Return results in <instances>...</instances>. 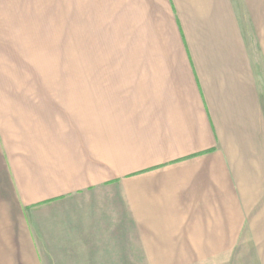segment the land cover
<instances>
[{
	"label": "crops",
	"instance_id": "1",
	"mask_svg": "<svg viewBox=\"0 0 264 264\" xmlns=\"http://www.w3.org/2000/svg\"><path fill=\"white\" fill-rule=\"evenodd\" d=\"M178 3L56 0L109 9L105 40L136 62L3 82L0 264H203L245 230L264 250V46L257 64L233 0ZM245 4L261 40L264 0ZM32 8L0 2V52L47 39Z\"/></svg>",
	"mask_w": 264,
	"mask_h": 264
},
{
	"label": "rangeland",
	"instance_id": "2",
	"mask_svg": "<svg viewBox=\"0 0 264 264\" xmlns=\"http://www.w3.org/2000/svg\"><path fill=\"white\" fill-rule=\"evenodd\" d=\"M6 0H0V2ZM17 0V4H18ZM23 0H21L22 2ZM33 6L30 11L32 16L48 17L47 39H35L32 41L31 54H24L23 48L2 50L0 53V87L4 86L5 81H33L38 82L44 75L50 80L55 71V66H63V70H70L72 67L80 66L82 70L88 65L100 64H134L135 57L129 55L120 56L119 49L122 48V42L105 40L110 35L103 31L105 17H108L109 9H60L55 8L56 0H31ZM190 0H178L180 10L186 7ZM237 1V2H236ZM40 2L42 7L40 8ZM236 7L240 6V15L245 22V28L249 34V46L251 52L255 51L257 64L260 60L259 45L264 46V35L261 32V40L258 38L253 41L252 26L249 23V15L246 9V0H233ZM44 5H47L44 7ZM17 15L24 10L17 5ZM190 5L185 9L188 14L190 25V42L197 50L205 47L204 41L200 36V29L207 27L200 26L199 20L195 21L189 18ZM63 17L61 21L60 18ZM61 21V22H60ZM258 27V26H257ZM262 31V26H259ZM124 48H132L130 45H124ZM115 49V50H114ZM111 50H113L111 52ZM111 52V53H110ZM110 53V55H108ZM69 73H64L67 75ZM45 78V77H44ZM135 243V235L129 234ZM250 234L247 230L243 233V240L239 248L224 250L223 254H218L209 258L208 263L203 264H258L257 258L264 254V250L251 247ZM131 259L127 261L130 262ZM143 260H146L145 257ZM216 263H212L215 262ZM130 264V263H128Z\"/></svg>",
	"mask_w": 264,
	"mask_h": 264
}]
</instances>
